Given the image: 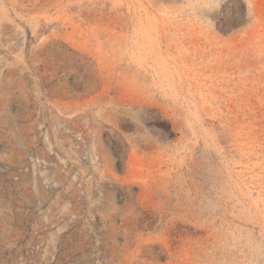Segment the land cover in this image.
<instances>
[{"label": "rangeland", "instance_id": "rangeland-1", "mask_svg": "<svg viewBox=\"0 0 264 264\" xmlns=\"http://www.w3.org/2000/svg\"><path fill=\"white\" fill-rule=\"evenodd\" d=\"M0 264H264V0H0Z\"/></svg>", "mask_w": 264, "mask_h": 264}]
</instances>
